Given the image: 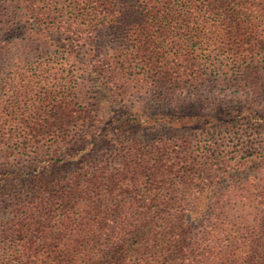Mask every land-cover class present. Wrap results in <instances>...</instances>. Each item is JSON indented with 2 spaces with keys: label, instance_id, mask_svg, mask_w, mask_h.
Returning a JSON list of instances; mask_svg holds the SVG:
<instances>
[{
  "label": "trees",
  "instance_id": "16d2710c",
  "mask_svg": "<svg viewBox=\"0 0 264 264\" xmlns=\"http://www.w3.org/2000/svg\"><path fill=\"white\" fill-rule=\"evenodd\" d=\"M59 56L100 87L106 80L112 100L77 81L65 98L53 67ZM36 57L48 62L30 85L20 66ZM0 61H11L24 89L9 114L13 128L0 106V149L25 139L19 150L39 171L0 172V264H264V171L253 184L211 190L245 160L264 165L254 134H243L264 127V114H146L126 104L134 91L161 100L216 83L252 88L258 103L264 0H0ZM132 127L211 139L198 148L189 138L159 141L143 151ZM47 138L51 144H41ZM103 147L115 155L101 156ZM12 182L24 184L16 194ZM189 217L199 218L197 227Z\"/></svg>",
  "mask_w": 264,
  "mask_h": 264
},
{
  "label": "rangeland",
  "instance_id": "374dc122",
  "mask_svg": "<svg viewBox=\"0 0 264 264\" xmlns=\"http://www.w3.org/2000/svg\"><path fill=\"white\" fill-rule=\"evenodd\" d=\"M48 58H33L30 62H26L25 65L20 66L21 71L20 74H25L28 83L30 85H36L38 79L35 77V71L41 63H46ZM52 62V61H51ZM56 72H58V81L59 84L63 87V91L65 92L64 97H68L67 90L72 85V82L77 81V84L88 85V92H91L92 96H97L99 98L104 97L106 95L109 100H112V95L108 92L109 84L105 80L103 81L102 87L99 86L98 82L93 80L94 78H89L87 75L82 76L81 70L84 68L82 66H76L77 62L74 60L66 59L63 56H59L55 61ZM11 61L6 62L5 67L2 68L0 66V106L2 107V112L5 111L8 119L6 122L5 128L11 129L14 126V123L11 122V115L14 112L17 104L16 102V94L18 92L24 91V89L19 90L22 83L18 80V77L14 75V67L10 65ZM2 62L0 61V65ZM76 64V65H75ZM52 67V68H53ZM77 72H80L79 74ZM27 73V74H26ZM75 75L76 77H72ZM50 82L47 86L50 87L56 81L53 80V77L46 78ZM264 79V69L261 71V80ZM90 80L89 82H87ZM264 83V82H263ZM104 88L106 91H104ZM21 94V93H19ZM63 95V93L61 94ZM256 95L253 93V89L247 86H240L236 83H216L212 86H209L208 89L202 91V93L195 95H188L187 93L184 95H176L169 97H162L164 99H158V95L155 91L152 92H131L129 96H127V106L130 109H138L142 110L146 114L153 113H166V114H216L221 111L225 107L232 108H243L247 111L252 109L256 110L259 113L264 114V94L257 95L258 103L252 104L251 98ZM121 100V99H120ZM119 103V102H118ZM44 103L42 106V110L49 111V107ZM40 106V105H39ZM119 106V104L117 105ZM121 106V104H120ZM22 109H27V105L23 104ZM258 129V130H257ZM132 134L136 141H138L142 145V150H148L152 145L159 141L170 142L172 145H176L180 139L193 140L194 148H198L199 145L208 146L210 141L207 137H200V133L191 130H177V129H169V128H140V127H132ZM244 135H253L254 138V146L253 149L257 150V153L260 152L262 154V160L264 163V127H256V129H249L247 132H243ZM248 138V137H247ZM229 141V140H228ZM43 145L51 144V139H43L41 141ZM227 143V141H226ZM25 145V139H21V141H13L7 144L5 147L0 149V172H10L14 174V178L23 177L28 178L29 173L39 172L35 171L37 165L33 158L29 157L30 153L20 152L19 147ZM254 152V151H253ZM101 156L112 157L115 155L114 151L110 147H103L100 149ZM258 156V155H255ZM244 158L245 155H241L240 158ZM260 158V157H258ZM254 160V161H252ZM244 162H248L245 167L239 170H231L229 174H219V180L217 186L212 188V192L222 193L226 190L232 189L234 186L238 185L241 182H245L246 180L249 184H253V180L257 177L259 178L264 171V165H260V162L254 159L245 160ZM74 169L73 166H68L66 168H60L57 172L54 170H50L48 176L55 177L57 173L64 174L70 172ZM24 184L22 182H12L9 185V194H16L17 191L20 190V187ZM19 186V187H18ZM7 192V190H6ZM199 218L189 217V222L192 227H197L199 224ZM261 237V236H259ZM261 254L264 252V245L260 248ZM260 254V255H261ZM259 254L253 253L254 258L258 260L257 256ZM242 257V256H241ZM259 257V256H258ZM243 262L246 261L247 258L243 257ZM261 258V257H260Z\"/></svg>",
  "mask_w": 264,
  "mask_h": 264
}]
</instances>
